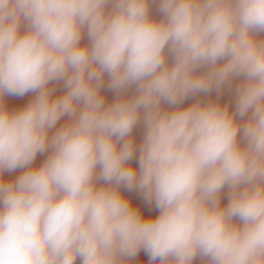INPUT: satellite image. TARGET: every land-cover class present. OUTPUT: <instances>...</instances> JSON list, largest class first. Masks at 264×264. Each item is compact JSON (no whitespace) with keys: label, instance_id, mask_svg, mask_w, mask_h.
Returning a JSON list of instances; mask_svg holds the SVG:
<instances>
[{"label":"clouds","instance_id":"obj_1","mask_svg":"<svg viewBox=\"0 0 264 264\" xmlns=\"http://www.w3.org/2000/svg\"><path fill=\"white\" fill-rule=\"evenodd\" d=\"M141 252L264 264V0H0V264Z\"/></svg>","mask_w":264,"mask_h":264},{"label":"rangeland","instance_id":"obj_2","mask_svg":"<svg viewBox=\"0 0 264 264\" xmlns=\"http://www.w3.org/2000/svg\"><path fill=\"white\" fill-rule=\"evenodd\" d=\"M106 99L107 101H111L112 97V93L110 92H106ZM213 98H214V94H213ZM5 104L12 109L18 108V107H23L25 104H27L31 99H32V94H27L26 96L22 97V98H17V97H9L6 96L5 98ZM232 99V97L230 95H224L222 97V103H228L230 100ZM190 103V101H189ZM64 120H61L59 123H63ZM59 126V124L57 125ZM134 135L137 139V142H139V140L141 139V130L139 128H137L136 130H134ZM45 154L44 156H37L36 161L34 162L35 165H39L43 162V160L46 158ZM20 174V171L18 170L17 172L14 173H6L5 177L7 178H14L15 176H18ZM126 196H129L132 199V202L134 205L139 206L142 210V212L144 213L145 216H155L158 213L155 211V209H149L148 207L145 206L144 202L142 200H140L139 198H137V196L134 193H128L125 192L124 193ZM226 200H222V204L226 203ZM77 264H79V261H77ZM136 264H148V257L143 253H139V255L136 257ZM197 264H200L199 261H197Z\"/></svg>","mask_w":264,"mask_h":264}]
</instances>
